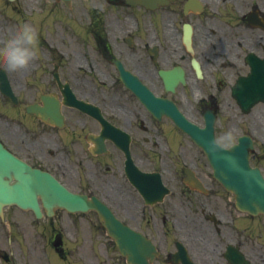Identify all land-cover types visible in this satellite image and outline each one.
<instances>
[{
  "label": "flooded vegetation",
  "instance_id": "1",
  "mask_svg": "<svg viewBox=\"0 0 264 264\" xmlns=\"http://www.w3.org/2000/svg\"><path fill=\"white\" fill-rule=\"evenodd\" d=\"M101 1L106 9L110 6L119 10L115 12L119 27L100 29L90 18L89 33L98 61H94L89 71L100 80H93L102 84L100 88L111 83L114 91L110 97L105 96L99 107L111 125L130 135L134 164L146 172L158 173L169 192L160 204L149 209L148 215H143L141 222L131 216L132 227L146 234L157 247L159 256L155 264H181L174 258L177 242L185 247L193 264H264V221L236 214L231 200L221 194L225 191L213 179L202 152L191 142L184 145L180 139L182 134L168 120L157 121L143 114L138 102L119 87L120 76L115 66L116 61L120 62L156 95L172 100L191 120L203 124L206 112L218 114L221 98L233 99V86L242 78L254 83L248 88L251 94L257 91L259 96H264V0H225L222 3H217L218 0H138L149 2V9L128 6L126 0ZM119 8L132 10L122 13ZM120 15L132 21L126 29L120 23ZM120 30L124 33L121 37ZM132 31L136 32L133 37ZM53 59L58 77L68 81L78 97L76 92L82 97L91 96L87 82L91 76L79 75L82 81L72 84L75 69ZM78 62L80 64L81 60ZM51 68V72L42 70L41 79L48 83L46 88L53 86L57 92L53 79L55 66ZM172 70H181L184 77V85L173 92L165 90L160 75L162 71ZM117 97L123 101H116ZM186 105L193 113L186 112ZM61 114L62 130L68 137L64 147L72 151L79 164L85 163L94 170L88 171V182L101 186L102 197L109 201L113 210L135 211L141 199L124 176L123 152L107 139L102 141V151L92 146L93 154L89 144L86 151L84 137L99 134L100 124L64 105ZM33 120L41 125L31 137L37 146L35 150L2 142L21 159L42 169L39 158L43 149L46 143L58 137L46 127L55 131L58 128L35 117ZM163 140L169 145L168 152L161 150ZM147 145L150 155L143 150ZM132 147L143 154L142 162ZM27 151L34 152L37 157ZM263 159L261 149H256L252 163L261 166ZM53 168L52 173L58 177L60 168ZM261 168L264 172V167ZM191 177L203 184V190L191 187ZM123 193L128 195L124 197ZM20 211L16 206L3 208L0 264H43L44 225L33 214L25 212L27 214L23 215ZM58 238L56 235L48 237V244L55 247L52 248L56 255L65 258L64 241L55 246Z\"/></svg>",
  "mask_w": 264,
  "mask_h": 264
},
{
  "label": "rangeland",
  "instance_id": "2",
  "mask_svg": "<svg viewBox=\"0 0 264 264\" xmlns=\"http://www.w3.org/2000/svg\"><path fill=\"white\" fill-rule=\"evenodd\" d=\"M223 1L225 0H218L217 3H222ZM103 8L104 11L101 12ZM119 9L122 13H130L132 10L127 8ZM93 11L102 13L100 20H93L98 24V28L108 27L114 29L110 24L114 20L116 22L118 20L117 15L114 13L115 7L109 6L105 10L101 0H73L70 10L61 4L55 3L54 0H15L11 3L6 0H0V45L10 38L17 28L24 24H29L37 30L39 35V58L32 63L33 66L35 64L38 65L42 60L51 56L46 51L48 46H51L53 43L55 44L57 41H61L70 49L71 53L72 51L75 53L72 54L74 63L78 65V59H80L82 67L89 74L90 66L94 65V61H98L92 49L93 41L91 39L90 41L88 40V38H91L89 33V18L92 16L91 13ZM119 17L120 23L125 27L124 29L132 24L123 15ZM118 33L120 37L124 34L122 31ZM41 44H44L43 49L40 46ZM60 48L64 49L63 47ZM60 51L63 52L61 49ZM0 64L4 65L2 60H0ZM90 76L92 81L98 79L95 75V77L92 74ZM224 86L226 87L227 84ZM93 92L100 95L102 91L95 90ZM107 94L111 95V92H106L103 97L90 95L94 99H102ZM187 101L191 104L193 103V100L187 99ZM220 102L223 107H219L218 121L216 123L218 139L225 133L231 132L233 135V141L231 143H233L234 137L238 133H241V131H248L254 137L261 136L264 138V106H257L249 114L244 115L239 112L232 100L221 98L219 104ZM185 108L188 114L193 113V109L190 110L189 105H186ZM17 111L18 113L15 116L19 115L20 110ZM260 118L261 120H258ZM23 128L27 129L25 126ZM257 141H264V139ZM260 147L262 146L258 143L257 148ZM72 185L77 184L72 182ZM72 187L75 188V186ZM73 221L76 224L73 233L74 239L72 238L69 242H75L78 245L76 255H74L79 260V262L76 261L77 264H80L81 259L83 264H110L111 257H115L116 252L105 239L104 234L96 226L95 217L90 215L85 220L77 218L71 220L63 214H60L54 224L59 229L63 228L64 234H66L67 231L70 233L74 230ZM46 223L44 222V225ZM55 262L57 261L55 260ZM45 264L47 263L45 262Z\"/></svg>",
  "mask_w": 264,
  "mask_h": 264
},
{
  "label": "water",
  "instance_id": "3",
  "mask_svg": "<svg viewBox=\"0 0 264 264\" xmlns=\"http://www.w3.org/2000/svg\"><path fill=\"white\" fill-rule=\"evenodd\" d=\"M66 5L69 4L70 0H63ZM179 123L185 127V122L180 121ZM196 136L199 140L204 141V149L207 153L216 174L219 179L227 188H236L237 196L239 199V205L245 209L251 210L252 212H263L264 213V183L262 182L258 173L250 171L248 169L247 149L249 147L248 141L241 139L238 145L233 146L230 150H222L218 147H213V143L209 142L208 138H205L198 133ZM251 147L249 148V150ZM79 199L77 197L70 198V204L74 208H78L77 204ZM71 207V206H67ZM101 207L97 205V208ZM103 214H107L104 209H100ZM99 210V212H100ZM118 232L125 233V229L118 228ZM119 235V234H117ZM128 241V236L124 235Z\"/></svg>",
  "mask_w": 264,
  "mask_h": 264
},
{
  "label": "clouds",
  "instance_id": "4",
  "mask_svg": "<svg viewBox=\"0 0 264 264\" xmlns=\"http://www.w3.org/2000/svg\"><path fill=\"white\" fill-rule=\"evenodd\" d=\"M38 58L39 35L37 30L29 24L17 28L10 38L0 45V60L3 61L9 72L26 70ZM232 141V133L227 132L212 143L214 148H224L229 146Z\"/></svg>",
  "mask_w": 264,
  "mask_h": 264
},
{
  "label": "bare ground",
  "instance_id": "5",
  "mask_svg": "<svg viewBox=\"0 0 264 264\" xmlns=\"http://www.w3.org/2000/svg\"><path fill=\"white\" fill-rule=\"evenodd\" d=\"M258 120H261V118H260V119H258Z\"/></svg>",
  "mask_w": 264,
  "mask_h": 264
}]
</instances>
